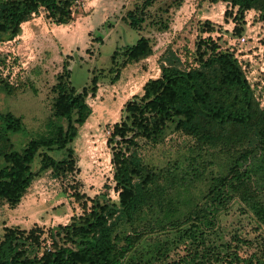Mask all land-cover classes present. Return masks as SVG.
I'll return each instance as SVG.
<instances>
[{
	"label": "trees",
	"instance_id": "obj_1",
	"mask_svg": "<svg viewBox=\"0 0 264 264\" xmlns=\"http://www.w3.org/2000/svg\"><path fill=\"white\" fill-rule=\"evenodd\" d=\"M154 1L145 0L143 8ZM210 1L237 9L239 35L245 12L257 10L264 20V0ZM75 8L77 0H0V42L19 36L22 25L40 13L56 25H69L75 20ZM146 17L130 11L124 21L138 30ZM205 27L213 31L208 24ZM153 55L145 37L115 50L114 81L123 69ZM196 56L198 67L184 68L181 59L167 51L160 77L149 80L143 94L125 104L121 121L112 126L108 145L120 207L106 198L90 200L75 189L72 197L84 209L83 215L47 233L38 227L5 228L0 264H264V111L232 53L206 38L197 43ZM71 75L66 61L52 89L53 128L31 136L20 150L14 149L9 133L23 129L21 118L0 112L9 124L0 130V208L17 209L43 172L51 171L58 179L78 174L73 143L93 113L88 97L96 96L98 79L94 77L80 91L72 85ZM169 126L195 144L165 169L160 185L208 176L209 191L199 211L168 208L158 215L153 207L163 187L144 163L142 149L160 140ZM38 160L39 168L34 170ZM236 199L257 223L254 239L229 236L219 224ZM121 216L128 224L143 227L116 235ZM244 248L253 251L248 258L240 254Z\"/></svg>",
	"mask_w": 264,
	"mask_h": 264
},
{
	"label": "rangeland",
	"instance_id": "obj_2",
	"mask_svg": "<svg viewBox=\"0 0 264 264\" xmlns=\"http://www.w3.org/2000/svg\"><path fill=\"white\" fill-rule=\"evenodd\" d=\"M144 1L77 0L74 27L80 32L75 34L74 40L60 38L61 34L67 37L74 27L56 25L45 13L40 22L34 21L40 13L30 20L31 25H22L18 41L0 43V112L21 118L23 128L9 133L15 150H20L31 136L43 135L48 128H53L51 115L55 94L52 89L66 61L76 89L81 91L94 77L98 79L96 96L88 97L93 113L73 143L78 174L58 179L51 171H46L36 177L17 209L11 210L6 205L0 208V239L5 228L30 231L38 227L47 233L59 225L70 224L74 217L84 213L72 197L75 189L90 200L106 198L119 205L118 193L114 190L112 151L108 145L112 126L121 121L125 104L133 96L142 95L149 80L160 77L163 56L169 50L181 59L184 68L198 67L197 43L211 38L220 50L237 57L264 111V20L259 11H250L249 25L244 15L239 24L243 32L239 35L235 33L237 9L226 3L181 0L179 4L174 0H155L146 9ZM130 11L147 16L138 30L124 21ZM205 24L213 31H205L208 29ZM243 36L249 38V43L240 46L238 39ZM140 37L150 39L154 55L149 60L129 65L121 71L120 79L114 81L117 65L112 63L111 56L117 49L134 45ZM21 63L27 64L26 69L21 70L12 83L13 67L21 68ZM8 126L0 118V130ZM194 144L193 139L169 126L160 140L144 146V163L155 172L159 185L165 169L183 159ZM39 161L34 170H38ZM209 180L207 176L175 186L160 185L163 188L153 204L156 213L160 215L168 208L199 211L209 191ZM121 217L115 228L116 235L124 236L134 228L143 227V224L132 226ZM219 224L229 236L239 234L246 239L255 238L257 223L238 199L222 213ZM151 239H147L149 243ZM252 252L246 248L240 250L244 258Z\"/></svg>",
	"mask_w": 264,
	"mask_h": 264
},
{
	"label": "built area",
	"instance_id": "obj_3",
	"mask_svg": "<svg viewBox=\"0 0 264 264\" xmlns=\"http://www.w3.org/2000/svg\"><path fill=\"white\" fill-rule=\"evenodd\" d=\"M250 11L251 10L245 12V21L248 23V25L250 24V21L249 20L251 19ZM18 39L19 38L16 37V38H14L12 40H9V43H14V42L18 41ZM238 43H239L240 46L247 45L249 43V38L243 36V37H241V38L238 39ZM21 65H22L21 68H14L13 67V74H12V77L10 78L12 83H15V80H17V78H18L17 76L21 74V70L26 69V65H27L26 63H21Z\"/></svg>",
	"mask_w": 264,
	"mask_h": 264
},
{
	"label": "crops",
	"instance_id": "obj_4",
	"mask_svg": "<svg viewBox=\"0 0 264 264\" xmlns=\"http://www.w3.org/2000/svg\"><path fill=\"white\" fill-rule=\"evenodd\" d=\"M42 15H43V13H41L39 16V18L38 19H34V21H37V20H39V22L41 21V17H42ZM33 22H31V21H29V22H27V23H24V24H26V25H31ZM63 25H61V27H62ZM70 28H73L74 26H76V22H75V20L72 22V24H70V25H68ZM60 27V26H59ZM58 28V27H57ZM76 32V33H75ZM80 32V30H78V28L76 27H74V29L73 30H71V32H69L70 34H68L67 35V37H65L64 35H62L61 34V36H60V38L63 40V41H66L67 39H69V40H74L73 38H75V34H78ZM146 60H149V58L148 59H146Z\"/></svg>",
	"mask_w": 264,
	"mask_h": 264
}]
</instances>
